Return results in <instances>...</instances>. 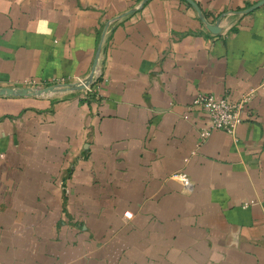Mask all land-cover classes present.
<instances>
[{
  "label": "crops",
  "instance_id": "crops-1",
  "mask_svg": "<svg viewBox=\"0 0 264 264\" xmlns=\"http://www.w3.org/2000/svg\"><path fill=\"white\" fill-rule=\"evenodd\" d=\"M194 1L220 33L185 0H0L1 87L88 82L0 96V264H264V5ZM199 94L244 100L233 133Z\"/></svg>",
  "mask_w": 264,
  "mask_h": 264
},
{
  "label": "built area",
  "instance_id": "built-area-1",
  "mask_svg": "<svg viewBox=\"0 0 264 264\" xmlns=\"http://www.w3.org/2000/svg\"><path fill=\"white\" fill-rule=\"evenodd\" d=\"M220 17L218 21L214 24H217L221 21ZM102 59L101 52L97 56L96 64L91 76L93 80L98 75V66L100 60ZM49 85H55L50 83ZM49 85H42L33 80H26V82L17 86H3V87H13L15 89L22 88H43ZM0 86V88H3ZM87 87V86H86ZM244 100L242 101H231L226 97H216L213 94H199L193 101V106L199 107L207 116V125L200 131V136L203 138H208L213 130H223L228 133H233L235 126L241 121V110L244 106ZM264 135V132H263ZM173 177L178 178L186 186H190V180L187 174L183 172H176L172 175Z\"/></svg>",
  "mask_w": 264,
  "mask_h": 264
},
{
  "label": "water",
  "instance_id": "water-1",
  "mask_svg": "<svg viewBox=\"0 0 264 264\" xmlns=\"http://www.w3.org/2000/svg\"><path fill=\"white\" fill-rule=\"evenodd\" d=\"M189 4H191L196 11L200 14L201 20L206 24V27L209 31H211L214 34H218L221 32L222 28L214 23H209L203 16L200 7L194 0H185ZM264 5V0H261L256 3V5L252 6L251 8L245 10V13H250L256 8ZM96 64V62H95ZM87 86L86 83H66V84H55V85H49L47 87L43 88H22V89H15L13 87H3L0 88V96H26V95H32V96H46L49 94L54 93H60V92H66L71 91L73 89H84Z\"/></svg>",
  "mask_w": 264,
  "mask_h": 264
},
{
  "label": "rangeland",
  "instance_id": "rangeland-1",
  "mask_svg": "<svg viewBox=\"0 0 264 264\" xmlns=\"http://www.w3.org/2000/svg\"><path fill=\"white\" fill-rule=\"evenodd\" d=\"M66 83H71V82H65V84H66ZM72 83H76V84L86 83V84H88V82H87L86 80H84V81H74V82H72ZM72 83H71V84H72ZM68 92H69V91H68ZM63 94L66 95L67 93L64 92V93L61 94V92H60V93H59V96L62 97Z\"/></svg>",
  "mask_w": 264,
  "mask_h": 264
}]
</instances>
